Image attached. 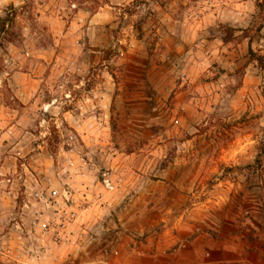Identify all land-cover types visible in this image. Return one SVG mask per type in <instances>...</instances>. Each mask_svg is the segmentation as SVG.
Here are the masks:
<instances>
[{
  "label": "rangeland",
  "instance_id": "1",
  "mask_svg": "<svg viewBox=\"0 0 264 264\" xmlns=\"http://www.w3.org/2000/svg\"><path fill=\"white\" fill-rule=\"evenodd\" d=\"M11 6L16 10L12 29L0 35V156H8L11 168L29 177L27 183L41 190L45 201L53 200L49 190H55L58 201L67 198L82 211L87 207L82 200L95 197L74 196L79 185L93 188L89 178L112 173L119 164L111 156L120 155L124 169L142 175L124 179L131 184L137 179L140 187L111 193L112 203L105 198L90 231L94 236L169 237L186 218L223 221L233 214L246 223L243 228L251 219L264 226V68L249 53L264 55L258 48L264 0H0V16ZM97 12L107 25H73L63 37L72 18L80 23ZM97 35L114 45L105 50L108 67L100 62L81 67L95 51ZM240 45L256 63L248 79L245 66L229 72L212 60L214 50L226 57ZM202 56L209 65L197 78L207 99L174 118L164 115L161 125L130 130L116 115L107 129L84 128L98 139L86 141L59 112L79 107L85 114L98 113V98L88 91L100 86L106 70L116 83L125 73L143 74L161 64L182 81ZM16 91L30 100L19 101ZM131 151L136 158L123 159ZM77 169L89 177L77 176ZM175 170L180 173L174 176ZM119 176L115 182L123 179ZM9 178L12 182L15 175Z\"/></svg>",
  "mask_w": 264,
  "mask_h": 264
},
{
  "label": "crops",
  "instance_id": "2",
  "mask_svg": "<svg viewBox=\"0 0 264 264\" xmlns=\"http://www.w3.org/2000/svg\"><path fill=\"white\" fill-rule=\"evenodd\" d=\"M76 15L80 17L82 13L78 12ZM99 17L103 16L97 12L80 23L77 18H72L69 29L63 37L69 36V30L73 25L82 27L86 22L90 23V26L93 25V28H98V23L107 25V22H103L105 20ZM55 19L57 20L58 16ZM105 38L103 35L96 36L95 51H92L93 54L89 59L86 57L81 67L100 62L101 66L107 69L108 60L104 57L105 50L114 45ZM60 40L58 38L57 42ZM219 43L223 44L222 41ZM258 48L264 53V37ZM216 52L218 49L213 51L215 54L212 60L216 59L221 68L230 72L245 66V79L254 75L253 69L256 63L249 61L248 56L245 55L246 51L243 54L241 45L237 49L227 51L226 57L217 56ZM48 53L45 49L47 63L50 59ZM208 63V58L204 59L203 56L199 61H194L189 68L191 75L189 74L190 76L182 81H178L172 75V70L161 64H154L143 74L125 73L124 78L116 83L106 70L101 76L103 78L99 79L100 86L96 85L88 91L89 97L94 95L98 98L96 101L100 109L98 113L85 114L82 110H78L79 107L60 109L59 112L66 117L72 127L82 130L80 135L86 141L98 139L89 137L87 132H83L84 128L107 129L111 117L115 118L116 115L122 123L121 127L130 130L161 125L164 115L170 117L172 114L174 118V114L179 110L186 111L189 104L198 105L199 102L207 99L202 91L204 86L198 81L197 74L198 71L203 72ZM199 90L201 92H196ZM15 97L24 103L30 100L19 94V91L15 92ZM51 104H47V107ZM14 153L21 154L20 150ZM136 156L131 151L125 154L123 159L133 160ZM8 158V156H0V264H264V226L256 219H251L247 222L246 228H243L242 225L246 223H243L236 214L224 218L223 221L186 218L174 225L176 232L169 237L155 235L145 240H138L129 233L117 235L104 233L94 236L90 231L94 226L96 229L98 213L106 206L105 198L111 193H128L134 186L135 191H138L140 187L137 179L132 184L124 179L132 173L136 177L142 175L124 169L120 164V155L111 156L112 161L119 164L112 173L102 171L97 174L101 179L95 174L89 178L93 183L95 182L93 188L92 184L87 182L79 185L74 196L83 197L85 194L86 197H90L89 194L92 193V197L95 198L90 201L82 200L87 202V207H83L78 219L66 228L62 240L55 242L50 232L43 230L44 224L53 220L52 201H45L44 197L37 200L33 192L31 193L36 186L27 183L29 177L25 178L21 171L11 168V160L7 161ZM176 171L178 170L174 171V176L180 173ZM85 172V169H77L75 174H80L77 176L86 179L89 174ZM14 175L15 179L11 182L9 177L13 178ZM119 175L123 179L115 182L114 178H119ZM104 178L108 179L109 186L104 184ZM94 189H98L97 192L101 191L99 192L101 198L96 197L98 193ZM27 193L34 198H30ZM111 197H107L109 203L113 202ZM121 225H127V222L123 221ZM245 230L250 231L248 236ZM113 240H115L113 247L108 248L107 245L103 247L104 243Z\"/></svg>",
  "mask_w": 264,
  "mask_h": 264
},
{
  "label": "built area",
  "instance_id": "3",
  "mask_svg": "<svg viewBox=\"0 0 264 264\" xmlns=\"http://www.w3.org/2000/svg\"><path fill=\"white\" fill-rule=\"evenodd\" d=\"M103 182L106 186H109L107 178H104ZM56 193L55 190H49V195L53 198L52 208L54 215L52 222L44 224L43 230L44 232H50L53 241L60 242L66 228L78 219L81 209H79V206L73 204L71 200L68 201L67 198H62L58 201ZM33 196L41 199L43 194L41 190L37 189L33 192Z\"/></svg>",
  "mask_w": 264,
  "mask_h": 264
},
{
  "label": "trees",
  "instance_id": "4",
  "mask_svg": "<svg viewBox=\"0 0 264 264\" xmlns=\"http://www.w3.org/2000/svg\"><path fill=\"white\" fill-rule=\"evenodd\" d=\"M15 13V8L11 6L9 12H6L4 16H0V35L10 33L14 23ZM249 53L250 58L256 60L264 68V55H256L252 50H249ZM259 161L258 159L255 160L257 166L260 164Z\"/></svg>",
  "mask_w": 264,
  "mask_h": 264
}]
</instances>
